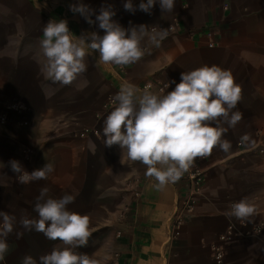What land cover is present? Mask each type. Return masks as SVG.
I'll return each mask as SVG.
<instances>
[{"label": "crops", "instance_id": "crops-1", "mask_svg": "<svg viewBox=\"0 0 264 264\" xmlns=\"http://www.w3.org/2000/svg\"><path fill=\"white\" fill-rule=\"evenodd\" d=\"M75 2L0 0V210L17 218L0 264H21L25 255L39 264L41 255L59 245L19 224L21 215L37 217L33 209L43 187L54 198L75 196L67 207L89 216L91 233L87 247L76 251L99 264H218V253L219 264H264V0H175L171 13L162 12L156 0L150 14L139 9L140 0H133L134 12L124 9L125 0H82L97 14L111 4L113 20L124 28L173 24L176 32L158 45L145 39L143 56L130 65H106L87 49V71L62 85L39 73L44 24L67 20L73 39L92 31L103 35L98 23L89 25L70 11ZM204 65L233 73L242 86L237 109L243 118L223 137L231 142L229 152L217 147L194 161L205 174L199 188L184 174L157 189L144 165L121 158L119 145L104 144L110 101L125 81L162 94L175 88L182 72ZM12 159L29 172L47 162L54 171L20 184L8 165ZM242 198L254 213L244 220L226 217Z\"/></svg>", "mask_w": 264, "mask_h": 264}, {"label": "clouds", "instance_id": "clouds-1", "mask_svg": "<svg viewBox=\"0 0 264 264\" xmlns=\"http://www.w3.org/2000/svg\"><path fill=\"white\" fill-rule=\"evenodd\" d=\"M159 3L162 12L174 10L175 0H159ZM155 4L156 0H140L138 7L150 14ZM123 7L130 12L136 10L133 0H125ZM69 8L89 25L98 23L103 35L92 31L73 39L67 20L50 19L44 24L43 38L39 42L44 60L39 73L53 83L69 85L86 72L87 49L98 52L99 60L106 65H130L143 56L145 39L158 45L168 35L165 28H150L144 24L122 27L113 20L116 13L111 4L101 5L98 14L82 0L70 4ZM180 75L175 88L166 93L162 90V94L150 91V86L141 90L123 82L112 97V110L103 121L104 144L107 147L119 145L121 158L126 156L128 161L144 165V175L155 179L157 189L178 182L197 158L211 155L214 148L229 152L231 142L223 137L243 118V113L237 109L242 86L236 83L230 70L204 65ZM96 135L99 137L100 133ZM248 139L244 135L241 142L246 143ZM88 147L94 154L96 145L92 140ZM8 165L20 184L47 179L54 171L50 162L31 172L15 159ZM74 200L75 196L69 193L54 198L49 195V189L43 187L34 204L37 217L21 215L19 224L23 229L43 233L47 239L60 242L50 253L39 257V264H99L96 258L76 251L87 247L91 233L89 216L68 209ZM254 211L252 203L242 198L233 202L225 215L244 220ZM16 223L15 215L0 210V261L8 252L6 240ZM21 235L17 233L18 237ZM21 264H38V261L25 255Z\"/></svg>", "mask_w": 264, "mask_h": 264}, {"label": "built area", "instance_id": "built-area-1", "mask_svg": "<svg viewBox=\"0 0 264 264\" xmlns=\"http://www.w3.org/2000/svg\"><path fill=\"white\" fill-rule=\"evenodd\" d=\"M176 27H177L176 25H173L172 24V25H168L166 27H160V28L167 29L168 30V35L167 36H170L171 34H174L176 32ZM209 36H211V34H209ZM213 45H214V43H211V46H213ZM149 86L150 85L147 84L146 86H144V88L149 87ZM166 87H167V85L164 84L163 85V89L166 88ZM110 103L112 104V100L110 101ZM12 106L14 108L20 109V106L18 104H13ZM185 177L196 188H199L200 185L205 181L204 171L202 170V168L198 164H195V163L190 168V170L187 173H185ZM135 195H136V197H140V195H141L140 189H137L135 191ZM193 196L194 195H192L191 198L186 201V205L187 206H191L192 205V201L194 202ZM221 258H222V254L221 253H218L217 256H216V261H217L218 264L220 263Z\"/></svg>", "mask_w": 264, "mask_h": 264}]
</instances>
